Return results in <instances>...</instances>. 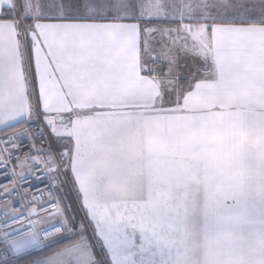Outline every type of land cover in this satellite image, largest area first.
I'll return each mask as SVG.
<instances>
[{
    "label": "snow or ice",
    "instance_id": "1",
    "mask_svg": "<svg viewBox=\"0 0 264 264\" xmlns=\"http://www.w3.org/2000/svg\"><path fill=\"white\" fill-rule=\"evenodd\" d=\"M0 264H264V0H0Z\"/></svg>",
    "mask_w": 264,
    "mask_h": 264
}]
</instances>
